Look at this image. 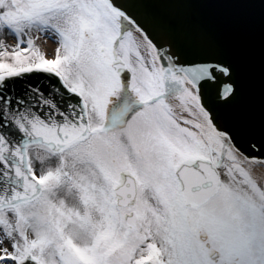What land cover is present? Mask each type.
Masks as SVG:
<instances>
[{"label": "snow or ice", "instance_id": "snow-or-ice-1", "mask_svg": "<svg viewBox=\"0 0 264 264\" xmlns=\"http://www.w3.org/2000/svg\"><path fill=\"white\" fill-rule=\"evenodd\" d=\"M0 264H264V0H0Z\"/></svg>", "mask_w": 264, "mask_h": 264}, {"label": "water", "instance_id": "water-1", "mask_svg": "<svg viewBox=\"0 0 264 264\" xmlns=\"http://www.w3.org/2000/svg\"><path fill=\"white\" fill-rule=\"evenodd\" d=\"M214 14L215 15L213 16V12L210 6H205L193 13L191 16V20L194 23H204L214 26L217 29L224 31L225 34H228L227 30L224 27V17L226 16L224 14V11L219 9V11Z\"/></svg>", "mask_w": 264, "mask_h": 264}]
</instances>
